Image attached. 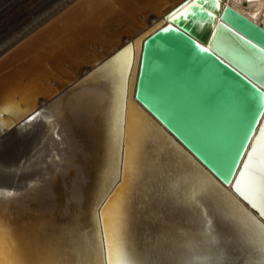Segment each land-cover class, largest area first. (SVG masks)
Instances as JSON below:
<instances>
[{
	"label": "water",
	"instance_id": "water-1",
	"mask_svg": "<svg viewBox=\"0 0 264 264\" xmlns=\"http://www.w3.org/2000/svg\"><path fill=\"white\" fill-rule=\"evenodd\" d=\"M56 1L31 0L10 22L9 29L0 34V48L9 38L22 33L23 28ZM225 1L209 0L204 7L212 11L213 15L198 14L197 19L201 23L188 25L183 22L174 23L169 18L173 11L179 15L185 10V0H80L46 28L34 30L35 34L26 47L33 39L43 43L48 40V36L53 38L50 44L58 54V57L53 55V58L59 64L51 67L50 72H44L43 78L47 81L51 77L55 78L60 89L69 96L87 85L89 81L86 78L101 61L121 49L127 51L129 71L120 110L121 138L119 150L116 148L118 155L113 168L115 176L108 191L98 187L93 194L92 190L89 193L82 191L85 193L79 199L78 193H74L70 185H66L62 194L56 193L59 194L57 196L47 190V184L46 190L42 191L46 179H40L37 185L41 188L35 193L37 198L32 192L31 201L27 202L26 207L15 206L11 199L7 204L0 201V214L5 210L30 214L32 217L40 213L45 216L47 229L52 232L49 241L56 244L53 249L67 253L63 262L95 264L97 258L93 232L98 227H104L102 209L105 197L115 191L118 182L124 177L125 128L129 116L134 113L143 121L150 142L162 145L175 157V162L179 164L176 170L181 175L206 185L216 195L227 193L242 209L260 219L259 213L236 195L234 185L240 168L248 153L252 152L264 126V53L257 51L252 56L254 50L243 40L237 39L234 33L239 32L241 36L253 39V43L261 42L264 45V29L230 7L223 8ZM193 2L187 0L189 4ZM217 3L218 8L212 7ZM153 20L157 22L151 23ZM177 24L178 31H161L169 26L176 28ZM221 24H227V29L218 27ZM50 28L52 30L48 32ZM26 33L28 31L20 35ZM90 45L93 49L90 54H85L83 49ZM126 45L130 47L125 48ZM205 48L207 52L202 51ZM39 54H42V50ZM44 55L45 60L48 56ZM65 62L69 64V70L62 67ZM84 69L89 72L82 77ZM244 77L251 80L259 92ZM47 92V98L54 96L50 95V89ZM1 98L0 102L14 106L9 98ZM14 117L16 121L24 122L20 114L16 113ZM254 119L252 135L240 166L231 183H225L202 156L210 163L222 167L221 156L235 157ZM152 159L158 160L155 153ZM222 171L226 175L227 167ZM150 174L149 171L141 175L142 182L135 186L142 190L145 199L157 193L152 191L148 181L149 176L152 177ZM15 209L19 211L14 212ZM49 214H53V218H48L47 222Z\"/></svg>",
	"mask_w": 264,
	"mask_h": 264
},
{
	"label": "bare ground",
	"instance_id": "bare-ground-1",
	"mask_svg": "<svg viewBox=\"0 0 264 264\" xmlns=\"http://www.w3.org/2000/svg\"><path fill=\"white\" fill-rule=\"evenodd\" d=\"M79 1L54 2L22 31L28 33L22 36L20 33L16 37L14 35L7 46L1 48L0 101L3 99L1 97H6L14 102L16 113L23 116V121L28 114H31L26 111L27 109H31L32 112L47 109V115L52 117L51 123H47L46 120L41 121L42 127L27 135L25 130L29 129L30 125L24 124L22 120L16 121L13 115L6 113L3 116L2 119L6 124L0 136V201L6 204L11 199L15 206L26 207L27 202L31 201L32 192L36 197V190L41 187L28 185L32 179L40 180L37 172L42 174L43 180L46 179L42 191L46 190L47 184V190L53 196L62 194L66 185H70L74 193L75 191L78 193L79 199L86 191L89 193L92 190L93 194L97 187L107 190L113 183L115 176L113 168L121 138L120 110L125 79L129 71L127 51L108 66L105 73L108 80L103 87L97 85L98 74L89 75L87 85L69 96L60 89L61 86L55 78L51 77L48 81L43 78L44 72L59 64L53 58V55L58 57L50 44L53 38L50 39L48 36V40H44L43 43L33 39L26 47L29 39L35 34L34 30L46 28L49 23L64 15V12ZM226 6L264 29V0H226L223 8ZM156 22L153 20L151 23ZM50 30L52 28L48 32ZM55 37L57 38L56 34ZM19 48L20 50L16 51ZM92 49L91 45L85 46L83 52L90 54ZM40 50L42 54H39ZM44 54L48 56L46 59L49 61L44 60ZM62 67L69 70L67 62L62 63ZM88 72L84 69L81 76ZM49 89L50 95L54 96L47 98L46 92ZM31 94L36 96H30ZM129 118L125 128L124 177L119 181L120 183L118 182L115 191L105 197L102 222L110 230L114 225L120 227L123 223L129 233L130 246L150 248L157 234L155 229L160 227L161 221L169 223L175 221L178 232L184 231L179 223L180 215L173 214L171 210L165 215V209L156 203L159 195L165 190L167 182H164H170V176H165L160 169L161 160L167 159L174 169H177L179 164L175 162V157L167 148L150 142L147 129L141 119H138L134 113ZM57 136L60 137L59 140L56 139ZM254 147L257 155L264 153V126ZM153 153L158 157L157 161H151ZM132 160L139 162L137 168H133L130 163ZM149 171L152 177L149 176L148 181L152 191L157 193H152L151 197L147 196L145 199L142 190L139 187L136 189L135 186L142 182V180L140 182L141 175L144 176L143 174ZM154 185H158L157 188ZM9 190L17 195L13 196L14 198L8 197ZM82 191L85 192L81 193ZM122 205L126 209L125 220L119 221L117 209ZM15 210L14 212L19 211ZM5 211L1 212L0 221L8 229L6 239L12 247L23 246L35 257L34 264H46L45 257L56 244L49 241L52 232L47 229L45 216L38 213L32 217L30 214ZM48 216L47 222L48 218H53V214ZM59 221L62 222V219L59 218ZM62 264L69 263L62 261ZM95 264H102V261L97 259Z\"/></svg>",
	"mask_w": 264,
	"mask_h": 264
},
{
	"label": "snow or ice",
	"instance_id": "snow-or-ice-1",
	"mask_svg": "<svg viewBox=\"0 0 264 264\" xmlns=\"http://www.w3.org/2000/svg\"><path fill=\"white\" fill-rule=\"evenodd\" d=\"M208 3L209 0H194L189 4L185 0V10L179 15L173 11L169 18L174 23L198 25L201 23L197 19L198 14L213 15L212 11L204 7ZM212 7L218 8L219 3ZM226 11L230 12L231 9ZM218 27L227 29V24H221ZM178 30L179 24L176 28L169 26L161 29L165 33ZM234 34L237 39L243 40L250 49L254 50L251 53L252 56H255L257 51L264 53V45L261 42L253 43V39L246 38V35L241 36L239 32ZM181 35L184 33L181 32ZM186 38L191 40L190 36ZM128 47L130 46H125V48ZM202 51L208 50L205 48ZM123 55L124 49H121L93 69L89 75L98 74V86L103 87L107 83L108 77L105 73L108 66ZM244 79L256 92H259L251 80H247V77ZM26 111L31 113L24 120V124L30 125V128L25 130L27 135L41 128V121L52 122V117L47 115V109H39L35 112L27 109ZM6 113L15 116V106L0 102V134L3 133L6 124L2 119ZM254 123L255 119L246 132L235 157L221 156L222 167L217 163H210L201 155L225 183H231L236 169L240 166ZM56 139L59 140L60 137L57 136ZM229 159H231L230 163ZM130 163L133 168L139 166L137 160H132ZM225 167H227L226 175L222 171ZM160 169L165 176H170V182L166 184L165 190L159 195L156 203L165 209V215H168L169 210L173 214H179L181 218L179 223L184 231L178 232L175 221L172 223L161 221L160 227L155 229L157 234L154 236L152 246L146 248L129 245V233L123 223L120 227L114 225L111 230L107 225L102 229L98 227L93 232V242L96 258L101 260L102 264H264V223H261V220H264V153L257 155L256 148L253 147L243 167L240 168L234 185L235 192L251 209L259 213L260 219L246 209H242V206L232 200L227 193L216 195L206 185L181 175L171 167L167 159L161 160ZM37 175L41 180L43 179L42 174L37 172ZM37 183L36 179H32L28 186H36ZM15 195L17 193L12 190L7 192L8 197ZM125 211L123 205L117 209L119 221L125 220ZM7 232V227L0 221V264H34L35 257L27 249L23 246L12 247L6 239ZM66 255L65 251L53 249L46 255L45 262L46 264H62Z\"/></svg>",
	"mask_w": 264,
	"mask_h": 264
},
{
	"label": "rangeland",
	"instance_id": "rangeland-1",
	"mask_svg": "<svg viewBox=\"0 0 264 264\" xmlns=\"http://www.w3.org/2000/svg\"><path fill=\"white\" fill-rule=\"evenodd\" d=\"M30 1L31 0H0V34L9 29L10 22L24 10ZM16 36L17 35L14 37ZM14 37L12 36L9 38L3 46L6 47ZM3 46L1 48H4Z\"/></svg>",
	"mask_w": 264,
	"mask_h": 264
}]
</instances>
